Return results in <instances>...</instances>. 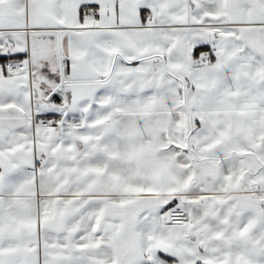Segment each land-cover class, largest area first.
<instances>
[{"label":"snow or ice","instance_id":"1","mask_svg":"<svg viewBox=\"0 0 264 264\" xmlns=\"http://www.w3.org/2000/svg\"><path fill=\"white\" fill-rule=\"evenodd\" d=\"M0 264H264V0H0Z\"/></svg>","mask_w":264,"mask_h":264}]
</instances>
